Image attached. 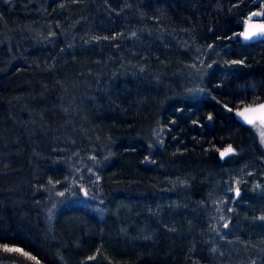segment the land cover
<instances>
[{
  "label": "trees",
  "instance_id": "16d2710c",
  "mask_svg": "<svg viewBox=\"0 0 264 264\" xmlns=\"http://www.w3.org/2000/svg\"><path fill=\"white\" fill-rule=\"evenodd\" d=\"M257 12L264 0H0V264H221L208 210L235 184L236 234L264 240L247 190L264 140L233 116L264 102V43L237 38Z\"/></svg>",
  "mask_w": 264,
  "mask_h": 264
},
{
  "label": "rangeland",
  "instance_id": "374dc122",
  "mask_svg": "<svg viewBox=\"0 0 264 264\" xmlns=\"http://www.w3.org/2000/svg\"><path fill=\"white\" fill-rule=\"evenodd\" d=\"M195 67L196 65H192L189 67V70L187 69L188 76L193 85L189 92L193 96H200L202 90L199 83H197L198 75ZM94 165L95 159L92 155H87L84 159L75 160L72 158L69 162V171L67 172L69 182L65 186L66 190H71L82 179L80 177L82 174H91ZM239 187L237 184L232 185L224 195L221 194L215 201L210 202L208 210L209 238L211 244L216 245L215 247L220 252L218 255L223 259H221V264H264V240L250 239L248 243H244L240 239L241 236L236 234L237 228L240 229L241 217L234 219L232 209L234 208L235 201L241 197V194L239 196L236 195V189H239ZM247 190L252 192L251 196L254 195L253 197L264 200V182H259V185L255 187L248 186ZM236 211L237 209L233 213ZM262 218L255 221V226L263 229L264 219ZM225 224L228 225L227 228L224 227ZM246 238H249V235ZM226 252L228 256H224V254H227Z\"/></svg>",
  "mask_w": 264,
  "mask_h": 264
},
{
  "label": "snow or ice",
  "instance_id": "6c2138e0",
  "mask_svg": "<svg viewBox=\"0 0 264 264\" xmlns=\"http://www.w3.org/2000/svg\"><path fill=\"white\" fill-rule=\"evenodd\" d=\"M253 16L264 15V13L257 12L253 13ZM247 23V22H246ZM257 33L264 35V23L259 24H251L247 23V27L245 31L241 33L244 39H250L253 35ZM233 63H238L237 61H233ZM239 116L243 117V119L249 124H257L264 128V104H260L257 108H244L242 111L238 113ZM262 140H264V131L260 133ZM233 151L232 147L229 146L225 151L221 152L220 155L223 158L225 155L231 153ZM239 189H236V195L239 196ZM264 219V218H262ZM225 228L228 227L227 224L224 225ZM16 251H20L16 249Z\"/></svg>",
  "mask_w": 264,
  "mask_h": 264
},
{
  "label": "water",
  "instance_id": "95a60500",
  "mask_svg": "<svg viewBox=\"0 0 264 264\" xmlns=\"http://www.w3.org/2000/svg\"><path fill=\"white\" fill-rule=\"evenodd\" d=\"M246 22L251 23V24L264 23L260 18H256V19L248 18L247 20H245V22L243 23V26H242V30H241L240 34L237 36L240 44L242 46H248V45H256V44L264 43V35L259 34V33H257L256 35H253L250 39H244V37L241 35V33H243L245 31V28L247 27ZM261 104H264V102H262ZM259 105L252 106V107H245V108H257ZM243 109L244 108L239 109L233 114L235 121L238 124H240L242 127L257 132V134L259 135V138L262 139L260 133H261V131H264V128H262L259 125V123L255 124V125L249 124L243 119V117L239 116L238 113L240 111H242Z\"/></svg>",
  "mask_w": 264,
  "mask_h": 264
},
{
  "label": "flooded vegetation",
  "instance_id": "af4514ba",
  "mask_svg": "<svg viewBox=\"0 0 264 264\" xmlns=\"http://www.w3.org/2000/svg\"><path fill=\"white\" fill-rule=\"evenodd\" d=\"M264 178V177H263Z\"/></svg>",
  "mask_w": 264,
  "mask_h": 264
}]
</instances>
